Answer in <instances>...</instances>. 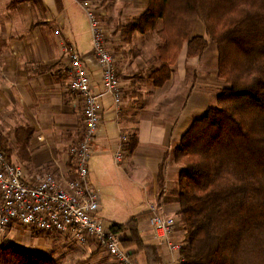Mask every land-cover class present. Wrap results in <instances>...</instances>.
Here are the masks:
<instances>
[{
  "label": "crops",
  "instance_id": "0c3cea01",
  "mask_svg": "<svg viewBox=\"0 0 264 264\" xmlns=\"http://www.w3.org/2000/svg\"><path fill=\"white\" fill-rule=\"evenodd\" d=\"M82 3L105 20L139 17L149 6L148 0H0V145L28 182L35 183L47 173L61 179L74 176L70 149L83 135V105L69 90L71 61L66 48L84 58L96 88L102 77L93 49L85 45L90 28ZM125 34L121 41L142 38L139 32ZM193 36L207 39L202 23H197ZM207 41L201 57L188 58L184 46L163 87H155L149 79L152 64L147 54L134 56L133 43L121 46L124 55L116 57L122 104L116 106L112 96L103 100L89 176L101 197L97 217L109 227L136 219L144 244L155 246L158 261L152 263L140 253L137 264H181L180 254H172L150 226L149 203L177 221L176 239L182 241L180 166L172 154L194 122L217 104L219 54ZM160 67L155 59L151 70ZM118 152L123 153L121 163L115 160ZM120 234L122 240L131 238L129 231ZM4 241L62 264H118L93 241L79 245L68 237L48 236L19 224L6 232Z\"/></svg>",
  "mask_w": 264,
  "mask_h": 264
},
{
  "label": "trees",
  "instance_id": "16d2710c",
  "mask_svg": "<svg viewBox=\"0 0 264 264\" xmlns=\"http://www.w3.org/2000/svg\"><path fill=\"white\" fill-rule=\"evenodd\" d=\"M148 2L145 14L129 26L130 32L145 34L161 23L156 57L161 67L149 74L154 86L170 80L185 45L188 58L201 57L207 39L218 50V76L226 85L218 104L194 122L172 154L180 166L181 264H264V0ZM197 23L204 25L207 39L193 36ZM110 228L130 232L122 245L133 264L140 253L158 261L155 246L141 239L136 219ZM0 264L61 262L5 245Z\"/></svg>",
  "mask_w": 264,
  "mask_h": 264
},
{
  "label": "built area",
  "instance_id": "2783aa9c",
  "mask_svg": "<svg viewBox=\"0 0 264 264\" xmlns=\"http://www.w3.org/2000/svg\"><path fill=\"white\" fill-rule=\"evenodd\" d=\"M82 8L89 18L93 55L101 67L102 77L101 85L96 88L84 58L76 51L70 54L68 85L82 99L84 127L80 142L70 149L75 163L74 176L61 179L47 173L35 183L28 182L23 169L13 164L0 148V247L6 245V232L19 224L48 236L68 237L79 245L93 241L118 264H133L130 252L122 245L121 234L97 217L101 197L90 182L89 162L101 125L103 100L112 96L116 106H120L123 90L115 56L105 46L101 23L89 4L82 3ZM115 160L121 163L123 153H116ZM149 210V224L156 237L172 254L179 253L182 241L176 239L177 221L159 212L156 203H149Z\"/></svg>",
  "mask_w": 264,
  "mask_h": 264
},
{
  "label": "rangeland",
  "instance_id": "374dc122",
  "mask_svg": "<svg viewBox=\"0 0 264 264\" xmlns=\"http://www.w3.org/2000/svg\"><path fill=\"white\" fill-rule=\"evenodd\" d=\"M96 15H97L98 20L101 23V26H102V29L104 32V37H105V41H106L105 46L115 56V59L117 56L120 58V57H123V55H124V53H123L124 49L121 46L127 48L128 47L127 45H132V43H133L134 45H132V48L134 51V56H135V54L136 55L147 54L146 58L150 60V64H152V67H153V63L156 59V57L154 58V55L155 54L157 55V46L159 43H161V40L157 34L159 32L158 31L159 28H161V23H160V25H158L159 27L154 32H149V33H145V34L140 33L142 35V38L139 39L138 41L132 42L131 39H124L121 41L120 35H122L123 32H126L125 30H128L130 32L132 30V29H130L132 26H129V25H133L134 23L137 24L136 21L141 16L131 17V18L118 17V18H109V19L105 20L104 18H101L99 13H97ZM88 20H89V18H88ZM196 25H195V27H196ZM126 26H129V29H126L125 28ZM195 27H194V29H195ZM89 28H90V22H89ZM120 32H121V34H120ZM127 34H128V32H126L125 36H127ZM129 34L132 35L133 31L130 32ZM110 35H111V37H110ZM116 38H119V40ZM85 39H86L85 40L86 47H89V49H93V36H92L91 28H90V36L86 37ZM123 41H125L126 43H124ZM67 51L69 52V55H70V54L74 53L75 50H73L72 48H66V53H67ZM117 59H116V62H117ZM118 62H119V60H118ZM152 67L150 68L149 72L147 73L148 77H149V74L152 72V70H151ZM157 67L158 66L155 64V68H157ZM137 74L139 75V73H137ZM224 87H226L225 83L223 81H220L219 82V92H218L217 97L219 96L220 92L224 89ZM70 93L74 94L71 90H70ZM217 104H218V102H217ZM83 132H84V127H83ZM178 218H179L178 222L182 225L180 217H178ZM46 238H48V237H46ZM48 239L55 240L54 238H48ZM183 239H184V237H183ZM183 239H182V241H183ZM59 256H60V258H62L61 255H59ZM63 261H64V259H63ZM69 263H72V262L67 261V264H69Z\"/></svg>",
  "mask_w": 264,
  "mask_h": 264
}]
</instances>
